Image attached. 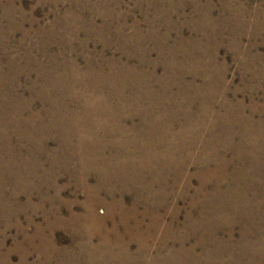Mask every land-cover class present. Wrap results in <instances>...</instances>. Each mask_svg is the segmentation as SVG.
Instances as JSON below:
<instances>
[{"label":"rangeland","instance_id":"obj_1","mask_svg":"<svg viewBox=\"0 0 264 264\" xmlns=\"http://www.w3.org/2000/svg\"><path fill=\"white\" fill-rule=\"evenodd\" d=\"M123 36H127L128 39L124 41ZM136 46H138L137 52L135 51ZM50 54L59 60V65L55 61L57 67L48 60ZM110 58H115L116 62H120V65L126 68L128 73L125 76L140 75L146 81L143 82L145 88L137 83L122 84L113 81V89L109 94L107 90H102L98 94L100 98L111 99L110 102L116 107L115 109H120L118 107L119 100H115L116 91L123 92L126 95V100L130 102L136 101L137 97L142 95V92L137 93L139 90L148 94L161 93L168 102L167 93H169L171 97L174 95L178 101L177 108H172L174 106L171 104L172 106H164L165 108L162 107L161 110L155 109L154 111H152L154 108L148 107V101H144L142 107L149 109L151 116L145 120L139 116L137 118L136 115L131 119H125L128 126L134 123L133 126L137 127L128 135L137 133L141 136L144 134L162 136L163 133H174L179 136L180 143L189 144L186 151L178 152L180 154L163 152L164 155L150 161L145 169L138 166V168H134V164L130 166L132 171L137 172V176H144V186L158 192L160 201L158 199L156 204H162L160 197L166 199L165 205H162L168 208L169 213H166L164 209H161V212L164 214L166 223L172 222L167 243L163 248L158 243L149 244L154 246L150 254L143 251L137 252L138 243L130 238L129 229L127 232L120 223L119 212L108 211L106 204L111 202V198L105 196L104 192L102 195L107 201L99 203L94 208V212L101 219L100 222L103 220V223L91 227L90 238L85 233L87 228L82 230L76 226V222H78L76 216L68 217L71 225L64 222L68 220L66 219L68 213L63 202L67 203L68 208L83 212L80 205L85 201L87 195L75 182L82 173H85L86 167L82 172L83 166L76 161L75 155V159H64V164L62 158L67 155L57 152L55 140L50 139L49 134H44L43 131L41 134L1 133L0 166L6 164L3 161L6 150L15 152L14 154L19 153L21 158L31 153L32 156L29 157L33 158L34 163L29 162L23 166L18 163L19 159H16L11 164L9 180L0 182V202L6 207L4 214L0 213V218L12 216L13 210L18 208L17 216L10 218L12 223L7 229L3 225L4 222H0V250L3 249L0 252L6 253L7 251L12 262L18 263L23 253L21 250H16L14 244L22 241L24 234L33 235L36 226H39L43 235L47 232L48 241L46 240L45 245L49 246L45 248L48 251L55 250L53 254H50L49 264H92V259L96 260L98 264H106L103 253H108V251L114 258V264H172L173 258L170 254L176 252L181 244L184 245V248L190 246L195 248L196 262L193 264H209V260L210 262L212 260L210 254L213 248H208L209 256L203 255L204 246L207 245L206 242L209 243V238L214 237V243L225 244V241L237 243L241 226L247 225L252 233L249 235V239L258 244L259 256L262 259L264 255V0H0V105L2 106V103L4 107L7 105L9 113L17 111L18 106L25 107L26 110L19 117L20 120L26 118L28 111H41L50 104L49 99L38 98V93L42 90V86H40L42 73H47L49 79H61L70 74L66 68L63 69L61 66L65 60L84 67L86 60L90 59L91 66L102 67L104 73L108 75V69H112V67L109 68L108 65H105L104 60ZM178 77L181 80H178ZM154 79L157 80L154 81ZM166 81L167 83H164ZM10 84H12L11 87H6ZM31 85L34 86L33 90L30 89ZM197 90L202 93V95H198L199 97H196ZM48 92L51 93L52 89ZM187 97L191 98L193 102L187 103ZM201 97L202 99H200ZM159 98L165 100L160 96ZM194 99L196 100L194 101ZM58 101L56 96L52 97L53 103L57 104ZM75 103L71 104L73 109L76 108ZM9 104L11 107H8ZM172 111H177V113L173 116ZM36 124L38 126V122ZM208 125H210V129ZM139 127L141 128L139 129ZM208 134H219L220 141H222L221 138L230 134L237 149L230 148V145L227 146L226 143H223L203 152L204 147L201 149V144L206 142L208 145L210 141ZM76 135L78 134L70 137L68 141L74 148V152H79L77 148L78 136L76 137ZM124 135L127 134L100 132L95 134V137L96 140L100 139L104 143H109V141L120 139ZM189 136L192 138L190 141L188 140ZM251 137L257 138V141L253 142ZM27 138L34 142L40 141L41 150L38 152L32 149H29L30 152L18 150L17 147L24 145L25 142L22 141ZM8 140L11 149L2 148V144H5L3 141ZM189 142H194V146ZM157 149L159 152L162 150L161 148ZM200 151L201 153H199ZM251 152L255 155L254 161L257 160L259 164L236 175L239 171V167L235 168L238 163L237 159L244 158ZM127 153L134 163H140L145 156L147 158V155L137 153L133 145L127 147ZM102 154L105 159L114 161L118 158L119 153L114 149L111 151L106 149ZM205 155L207 160H205ZM248 155L245 156L244 161ZM165 156L167 159L164 158ZM251 157L252 154L249 158L252 160ZM173 158L184 161L176 163L178 165L176 166L175 163H172ZM52 159L54 160L53 165H49V161ZM126 170H128L127 167ZM144 171L145 173H143ZM86 175H88V182L92 183L94 181L92 172H86ZM52 176H57L55 185L61 189L58 199L52 197L53 188L47 186ZM232 177L234 180L230 182L229 178ZM214 187H219L222 191L215 198L214 190L212 191ZM241 187L245 188L243 194L240 195L239 191L238 194L233 193L232 189ZM196 188L202 189V195L198 196L195 193ZM187 190L189 191L187 192ZM193 197L200 198L198 201L201 204L213 202L214 208L217 204L222 210L218 212L217 216L208 220L207 216L204 217L202 214L203 209L198 206V203L193 202L195 200ZM49 198H52L60 208L58 215L63 222L60 225L48 227L46 212L49 208ZM122 198L119 203L123 205L124 210L131 209L130 207L133 206L132 197L125 193ZM136 206L138 214H141L142 205L137 203ZM230 207L234 210H231ZM188 216H198L199 218L203 216V220L205 219L210 224L211 222L216 224V231L210 230L211 236L203 228H200L199 231L189 232V228H186L189 223L186 219ZM134 218L136 217L133 215L129 217L130 224H133ZM146 219L145 222H149V218ZM163 225L160 223L149 227L143 224V229L149 234V240L153 234L161 233ZM114 229L118 231L122 243L128 244L127 252L125 253L123 248L114 249L105 246H100V249L94 252L95 244L99 242L103 234ZM228 229L231 231L227 232ZM252 230L255 231L252 232ZM227 234L232 236L228 238ZM21 245H24L23 248L28 252L27 264H40L39 261L43 258L42 254L26 241H23ZM240 245H237L236 249H244ZM91 246L93 247L90 248ZM83 248L88 250L90 248L91 255L89 252L82 254ZM256 251L257 249H253L252 253L255 255Z\"/></svg>","mask_w":264,"mask_h":264},{"label":"bare ground","instance_id":"obj_2","mask_svg":"<svg viewBox=\"0 0 264 264\" xmlns=\"http://www.w3.org/2000/svg\"><path fill=\"white\" fill-rule=\"evenodd\" d=\"M205 12H207V11H205ZM207 22L206 23L204 22V23L207 24ZM122 39L125 41V40L128 39V37L127 36H125V37L123 36ZM136 45H138V44H136ZM135 51L136 52L138 51V46H136ZM174 56H176V55H174ZM190 56H192V55H190ZM48 58H49L48 60L50 62H52L53 65H55L56 67H57V64L59 65V60H57L52 54H50V56ZM63 60H65V59H63ZM209 60H210V58H209ZM55 61L57 62V64L55 63ZM66 61L67 60H65L64 63L61 66H62L63 69L66 68V71L68 73H70L67 77H64V78H61V79H49L47 73L46 74L45 73L41 74V77H40L41 78V85L40 86H42V90L38 93V98L39 99L47 98V99L50 100V104L46 108L44 107L41 111L40 110H38V111L37 110L36 111H28V112L26 111L27 112L26 113V115H27L26 118L24 117L23 120H20L19 117L22 116L23 112L26 110L25 107L18 106L19 109L17 111L15 110L14 112H12V113L10 112L9 113L7 108H6L7 105H6V107H4L3 103H2V106L0 105V134L1 133L2 134H13V133L14 134H36V133L37 134L38 133L41 134L42 131H43L44 134H49L48 137H50V139L55 140V142L57 144L55 146V150L57 152H59V153L62 152V154H66L67 155L66 157L64 155L63 158H62V161H63L64 164H65L64 159H67V160H70V158L71 159H75L74 158V155H75V157L78 159V160L76 159V161L80 162L81 165L83 166L82 169H81L82 172H84L83 169H85V167H86L85 173H82V175L75 182V184L79 185L83 189V191L86 193V195H87V198L85 199V201L82 202L81 205H80L82 207L83 212H78V211H75L74 209L72 210L71 208H68L69 206L65 202H63V205L65 206V208L67 207L66 209H67L68 215H67L66 219H68V217L70 218L71 216H73V217L76 216L77 221H78V222H76V226L81 228L82 230H85L87 228L85 233H86V235L88 237L90 236L91 227H94V226H96L97 224H100L103 221L102 220L100 222L101 219L94 212V208H96L95 206H97L99 203H104L105 201H107L105 196H107V197L109 196L111 198V202H109V204L106 202L107 203L106 207H107L108 211H111V213H112V211H118L119 212V214H120L119 219L121 220L120 223H122V225L126 228L127 232H128V229H129L130 234H131L130 238L133 239V240H136L137 243H138L137 244V248H136L137 252L143 251L145 253L150 254L152 249L154 248V246H151L149 244H153L154 245L155 243L156 244L158 243L159 245L161 244L160 247L163 248L165 246V244L167 243V240H168L167 238L170 235L169 234V232H170L169 230H170V228L172 226V222L171 221L167 222V223L164 221V214H163V212H161V209H164V211H166V213H169L168 208L164 207L166 199L160 197L161 198V202L164 205L156 204L157 200L159 199L158 195H157L158 192H155L156 190H153L150 187L144 186L143 185L144 184V178H143L144 176L143 177L142 176L141 177L137 176L138 175L137 172L132 171V169H130V166H133V164H134V168L138 166L139 168H143L144 167V169H145V167L148 164H150L149 163L150 161L160 158L162 156L163 152H166V153L168 152V154H171L172 152H174V153L177 152L178 153V152H181V151H186L185 149L189 148V146H188L189 144L184 145V144L180 143V141L178 140L179 136L177 134H174V133L173 134H169V133L168 134H164V133L162 134L161 133L162 136H159L158 134H144V136H141L140 134H137V133H136L137 135L136 134L128 135L129 132L131 133L137 127L133 126L134 123H132L131 126H128L127 122H125V119H131L132 117H134L136 115V117L139 116L141 119L145 120L147 117L151 116V113H149V109L142 107L144 101L145 102H147V101L149 102V103L147 102V104L149 105L148 107L154 108V109H152V111H154L155 109L161 110L162 107H164V106L167 107L168 105L170 106L171 104L174 106L172 108H177V105H178L177 102L178 101L175 99L174 95H172V97H171L169 95V93H167L168 94V98H169V102H168L166 100V98L163 97V94H161V93L158 94V93L154 92V94H151V93L148 94L147 92H144V91H141V90H139V91L137 90L138 91L137 93L139 94V93L142 92V95L140 97L136 96L137 97L136 101L132 100L130 102V101L126 100V97H125L126 95H124L123 92L120 93L119 91H116L115 94H116L117 97L115 98V100L116 101L119 100V103H120V105L118 106V107H120V109L117 110V109H115L116 107H114V105H112V103L110 102V101H112L111 99H109V100H106L105 98L101 99L98 94L102 90H107V93L109 94L111 89H113V86H112V82L113 81H118V82H120L122 84H125V83H127V84L128 83L129 84L130 83L131 84H135V83H137V84L141 85L142 87H144V83L143 82H146L145 78H143L140 75L135 76V77L125 76L128 73V71L126 70V68L124 66L120 65V62H116L115 58H110L109 60H104L105 61V65H108L109 68L112 67V69H108V75H107V73H104V69H102V67L96 68V67L91 66L90 59L86 60V65L84 67L79 66L75 62H69V61L66 62ZM222 63H224V62H222ZM172 69L174 70V68H172ZM170 74H171V72H170ZM223 76H224V74H223ZM179 79L180 78L178 77V80ZM155 80H157V79H154V81ZM164 83H167V81L164 82ZM183 83H184V81H183ZM11 85L12 84L7 85L6 87H11ZM4 88H5V86H4ZM33 88H34V86L31 85L30 89L33 90ZM51 89H52V92L49 93L48 90H51ZM164 91H167V90L164 89ZM148 92H149V90H148ZM171 93H173V92H171ZM196 94H197L196 97H199L198 95H202V93L199 90H197ZM210 94H211V92H210ZM53 96H56L59 99L57 104L52 102V97ZM159 96L164 98L165 100L160 99ZM203 96H205V95H203ZM200 99H202V97ZM215 99H216V97H215ZM195 100L196 99H194V101ZM222 100H223V97H222ZM75 101H76V103H75ZM186 101H187V103L188 102L191 103L192 100H191V98L187 97ZM206 101H207V99H206ZM73 103H75V105H76V108H74V109L71 107V104H73ZM209 104H211V103H209ZM189 105H192V104H189ZM218 105H219V103H218ZM223 105H225V104H223ZM226 105H227V103H226ZM202 106L205 107V105H202ZM207 106H209V105H207ZM230 106H232V105H230ZM8 107H11V105L9 104ZM198 107L200 108V106H198ZM166 110H168V109H166ZM221 110H223V109H221ZM180 111H182V110L180 109ZM115 112H117V113H115ZM198 112H199V110H198ZM176 113H177V111H172V115L173 116ZM214 114H215V112H214ZM230 114H231V112H230ZM208 115H209V113H208ZM232 115H235V114H232ZM162 117H163V115H162ZM233 117H235V116H233ZM177 121H179V120H177ZM197 121H199V120L197 119ZM206 121H205V123H206ZM36 122H38V126H36L37 125ZM133 122H135V121H133ZM146 122H147V120H146ZM135 125H137V124H135ZM164 125H166V124L164 123ZM233 125H235V124H233ZM146 126H147V124H146ZM208 126H209V129H210V125H208ZM157 127H159V126H157ZM165 127H167V126H165ZM220 127L222 128L221 124H220ZM140 128L141 127H139V129ZM229 128H230V126H229ZM179 129H181V128H179ZM212 129H214V128H212ZM233 129H235V128H233ZM20 130H22V131H20ZM189 130H191V129H189ZM203 131H205V130H203ZM249 131H251V130H249ZM100 132H104L105 134H127V135H124L120 139H117V140L116 139L111 140V141H109V143H106V142L104 143L103 140H100V139L96 140L97 138L95 137V134L100 133ZM139 132H141V131H139ZM155 132H156V130H155ZM75 134H78V135H76V137L78 136L77 148L79 149V152H74V148L71 146V144L68 141L69 138L72 137V136H75ZM79 134H83V135H79ZM192 134H194V133H192ZM220 137L221 136H219V134H208V138L210 139V141H209L208 145H207L206 142H203L201 144V149L204 147V150H202V151L203 152H205V151L207 152V150H210V149H213V148L217 147V144L222 145L223 143H226L227 146L230 145V148H234L235 150L237 149V145L234 144V142L232 140L233 138H232V136L230 134L226 135L223 138H221L222 141H220V139H219ZM190 138H191V136H189V138H188L189 141H190ZM251 139H253L252 140L253 142L257 141V138H254V137H251ZM0 141H2V140H0ZM3 142L5 144H2L3 145L2 148L11 149L10 148L11 146L8 143L9 140L8 141H3ZM22 142H25V144L24 145L23 144L19 145L17 147L18 150L19 149H21L23 151L28 150L29 152H30L29 149H32V150H34L36 152L41 150L40 141L39 142H34L32 139L27 138V139H25ZM190 144L193 145L194 142L190 143ZM130 145L131 146L133 145L136 148L137 153L139 152V153H143L144 155H147V158L145 156V157H143L142 161H140V163H134V160L127 153V147L130 146ZM25 148H27V149H25ZM157 148H161L162 149L161 152H159V150ZM106 149H108L109 151H111V149H114L116 152L119 153L118 154V158L115 159L114 161H110V160L105 159L103 157L102 153ZM6 151L7 152L5 153V158L3 160L4 163H6V164H5V166L4 165L0 166V182H2V181L5 182L6 180H9V177L11 175V172H10L11 168L10 167H11V164H13L12 162H14L16 159H19L20 162H18V163H21L23 166H25V164L29 163V162L34 163L33 160H32L33 158L29 157V156H32L31 153L27 154L26 156L21 158L20 157L21 155L19 153L14 154L15 152L12 153L10 150H6ZM85 151L87 152L86 154H85ZM199 153H201V151ZM212 153H214V152H212ZM178 154H180V153H178ZM248 154H246L245 156H247ZM250 154H252V157H251V158H253L252 160L249 159L250 158ZM250 154L248 155V157L246 158L245 161H244L245 156H244V158L240 157V158L237 159L238 163L235 165V168L239 167L238 168L239 171L237 172L236 175L241 174L244 170H246L248 168L256 167V165L259 164V162L257 160L254 161V156H255L254 153L251 152ZM178 157H180V156H178ZM164 158H166V156ZM207 159L208 158L205 155V160H207ZM179 160L180 159L176 160L175 158H173V162L172 161L171 162L173 164L174 163L176 164V163L184 161L183 159H181L180 161ZM199 160H201L200 157H199ZM53 161H54L53 159H52V161H49L50 162L49 165H53ZM211 161H212V159H211ZM222 164L224 165L223 160H222ZM14 165H16V164H14ZM159 165H160V163H159ZM176 166H178V165L176 164ZM216 166H218V165H216ZM126 167H127L128 170H126ZM140 171H141V169H140ZM216 171H218V170H216ZM86 172L87 173L88 172H92V179H94V181L92 183L88 182V180H87V176L88 175H86ZM157 172H158V170H157ZM162 172H164V171H162ZM199 172H200V170H199ZM199 172H197V173H199ZM143 173H145V171ZM166 174H163V175H166ZM23 177H24V175H23ZM161 177H162V175H161ZM208 177H210V176H208ZM56 179H57V176H52L50 178V182H49V184H47V186L49 188H51V187L53 188V196L52 197L58 199V198H60V195H61V189H60L59 186L55 185V183H57ZM226 179H227V176H226ZM233 180H234L233 177L229 178L230 182H232ZM155 181H157V180H155ZM204 181H205V179H204ZM229 181H227V182L229 183ZM185 182H187V181H185ZM52 183H54V185H51ZM213 183H214V181H213ZM4 184H6V183H4ZM129 184H131V185H129ZM201 186H203V185H201ZM183 187H185V186H183ZM188 187H187V189H188ZM159 188H161V187H159ZM244 189H245L244 187H241L240 189H237V188L232 189V191H233V193H236V194H238V191H239V194L241 195V194L244 193ZM188 191L189 190H187V192ZM212 191L215 193L214 194L215 196L213 195L214 198L217 196V194H221V192H222L221 188H219V187H214L212 189ZM103 192L106 194L105 196L102 195ZM125 193L129 194L130 197H132L131 202H133V206L131 205L132 207H130L131 209L128 208L129 210L128 209L124 210L123 205L121 203H119V202L122 201V199H123L122 197H123V195ZM182 193H183V191H182ZM195 193L199 196V195H202L203 191H202V189L196 188L195 189ZM116 195H117V197H116ZM193 198H195V197H193ZM199 199L197 197V199L195 198V200L194 201L192 200V201L195 202V203H198V206L203 209L202 214H204V217L206 215L208 220H211V218L217 216L218 212H220L222 210V209H220L218 207L217 204H215V208H214V203L213 202L212 203L208 202V204H205V203L201 204V202L198 201ZM108 201H109V199H108ZM159 201H160V199H159ZM188 202H189V200H188ZM75 203H76V201H75ZM137 203H140L142 205V207H143V210H142L141 214H138V210L136 209L137 208V206H136ZM211 207H212V209H211ZM5 208L6 207L3 206V203L0 202V213L4 214V209ZM230 208H231V210H234L232 207H230ZM59 209L60 208H58V206L55 204V201H53L52 198H49V208H48V212H46L47 213L46 214L47 215V220H48V221L47 220L46 221H47V223L49 225L48 227L60 225V223H63L60 220V217L58 215ZM107 209H105V210H107ZM13 211H14V213L12 214V216L16 217L17 214H18V208H15V210H13ZM132 215H133V217H136V218H134L135 220L133 221V224H130L129 217L132 216ZM12 216L10 215V216H6V218H4V217L0 218V222H4L3 225L6 227V229L12 223L11 222L12 220H10V218ZM100 216H102V215H100ZM171 216H173V214H171ZM146 218H149V222H147V223L145 222ZM202 218H203V216H200V218L198 216L197 217L188 216V218H186L189 221L188 226H186V228H189L188 229L189 232L190 231H195V230L199 231L200 228H203L206 231V233L208 232V234L210 233V230H212V231L215 230L216 231V229H215L216 224H214L213 222H211V224H210V223H208V221H206L205 219L203 220ZM105 219H106V217H105ZM169 219H170V217H169ZM71 220H73V219H71ZM115 220H116V218H115ZM146 221H147V219H146ZM64 222L70 224V219H68L67 221H64ZM160 223L164 224L163 225V230L161 231L160 234L159 233L157 235L153 234L152 238H150L151 240H149V234L146 232V230L143 229V224L150 227L152 225L156 226V224H160ZM15 224H17V223H15ZM115 224H116V221H115ZM15 226H17V225H15ZM76 226H75V228H77ZM228 226H230V225H228ZM250 230H251L250 227H248L247 225L246 226H241V230L238 232V237L239 238H238V242L236 241L237 243H235V242L234 243H230V242H226V241H225V244H220L218 242L214 243L215 238L213 237V238L210 239L208 237L209 238V243L206 242L207 245L204 246L203 255L204 256H206V255L209 256L208 248L209 247L213 248L212 252L210 254V257L212 258V260H211V262L209 260V264H252V263L253 264H264V255L262 256V259H260L261 257L259 256L258 244L255 243L254 241H252L251 239H249V235L252 234L250 232ZM230 231L231 230L228 229L227 232H230ZM253 231H255V230H252V232ZM98 232H99V230H98ZM46 233L43 235L42 234V230L39 228V226L38 227L36 226L35 232H34L33 235L30 236V235L24 234L23 235V240L20 241L19 243L16 242L14 244V248L16 250H21L22 253H23V254L20 253L22 255H21V257L19 256L20 259H19L18 263H13L12 260L10 259V257H9V253H7V251H6V253L0 252V264H27L28 263V259H27L28 258L27 257L28 256L27 255L28 252H27V250H25V248H23V246L25 244L21 245V243L23 241H26L27 244H32L33 248H36V250L39 253L42 254L43 258H42V260L39 261L40 264H49V260L51 258L50 254L51 253L53 254L55 252V250L48 251L45 248L46 246H49V245H45L46 240L48 241V238L46 237V235H47ZM209 235L211 236V234H209ZM230 236H232V235L231 234L230 235L227 234L228 238ZM89 238H87V239H89ZM204 239H205V237H204ZM127 240H129V239H127ZM35 241H37V242L35 243ZM199 241H201V240H199ZM110 242H111V245H110ZM184 243H186V242H184ZM179 244H181V243H179ZM127 245H128L127 243H122L118 231L116 229H114L112 231H107L106 234H103V236L99 239V242L97 244H95L94 252L96 250L100 249V246H102V247L105 246L106 248L107 247H109V248L112 247L114 249L115 248H118V249H122L123 248L125 253H126L127 252L126 251ZM237 245H240V247H243L244 249H236ZM206 246H208V247H206ZM92 247L93 246H91L90 248H92ZM90 248H89V250L87 248H83L84 250L82 251V254H86V252L87 253L89 252V255H91ZM253 249L254 250L257 249V251L255 252V255L252 253ZM2 250H0V251H2ZM120 251H122V250H120ZM9 252H10V250H9ZM195 252H196L195 248L193 249L192 246H190L189 248H184V245L181 244L180 247L178 249H176V252H174L173 254L172 253L170 254V256L173 258L172 264H193V263H195L196 262V259H195L196 253ZM122 253H124V252H122ZM103 254H104L103 255L104 263H106V264H114V261H113L114 258L111 256L109 251H108V253L106 252V253H103ZM124 256H126V255H124ZM83 260H85L84 257H83ZM91 261L94 264L95 263L98 264V262L96 260H94V259H92ZM119 262H120V260H119Z\"/></svg>","mask_w":264,"mask_h":264}]
</instances>
